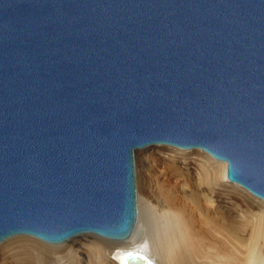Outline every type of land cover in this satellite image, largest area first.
<instances>
[{
    "label": "water",
    "instance_id": "95a60500",
    "mask_svg": "<svg viewBox=\"0 0 264 264\" xmlns=\"http://www.w3.org/2000/svg\"><path fill=\"white\" fill-rule=\"evenodd\" d=\"M156 144L264 200V0H0V243L127 239Z\"/></svg>",
    "mask_w": 264,
    "mask_h": 264
},
{
    "label": "rangeland",
    "instance_id": "374dc122",
    "mask_svg": "<svg viewBox=\"0 0 264 264\" xmlns=\"http://www.w3.org/2000/svg\"><path fill=\"white\" fill-rule=\"evenodd\" d=\"M193 152L165 146L136 151V192L137 196L138 191L142 192L144 214L146 216L147 211L149 213L148 206L154 208L151 209L153 215L157 209L165 208L170 194L179 206L183 205L191 225L197 229V246L202 248L200 253L197 254L196 248L192 246H187L183 252L190 264H210L217 254L244 260L246 254L243 246L251 238L254 222L264 209L251 202L252 195L243 197L224 182L216 188V196L213 193L215 183L204 168L209 163ZM209 198H212L213 205L208 203ZM95 240L99 239L88 235L78 238V243L92 245ZM4 245L0 246V264H36L40 259L38 250L29 245ZM110 254H107L108 258H111ZM77 257L82 259L80 255ZM164 263L170 264V261L164 258ZM47 264H55V261L48 260Z\"/></svg>",
    "mask_w": 264,
    "mask_h": 264
},
{
    "label": "bare ground",
    "instance_id": "6f19581e",
    "mask_svg": "<svg viewBox=\"0 0 264 264\" xmlns=\"http://www.w3.org/2000/svg\"><path fill=\"white\" fill-rule=\"evenodd\" d=\"M153 146H165L181 150H193V153H195L196 156L204 160L206 163H209V166L204 168H206V174L209 175L213 183H215V189L213 190V193L216 196V188L220 187L222 182H224L230 189L239 193L243 197L247 198L248 195H252L253 200L251 202L257 203L258 207L264 209L263 199L254 196L240 185L227 180L225 162L213 158L205 151L198 148L183 149L163 144H156ZM153 146L135 149L134 162L136 151H144ZM135 176L137 187L136 168ZM244 192L247 193V196ZM169 195L170 194H168V202L165 208L157 209L156 214L153 215L151 209L154 208L148 206L150 211L149 213L147 211V215L145 216V208L142 205L143 195L142 192L140 193L138 191V214L136 224L131 235L125 240H111L96 234L89 233L72 237L62 243L53 244L47 243L29 235H16L1 242L0 246L8 243V241L9 243L6 246L9 247L17 244H22L25 246L29 245L36 249V251L38 250L37 253H39L38 256L40 259L38 258L39 260L36 261V264H47L48 260L55 261V264H125L124 257L128 252L131 251L143 255L150 261L151 264H165L164 258L167 261L169 260L170 264H190L189 260L185 258L183 252L186 250L187 246H192L196 248L197 254L200 253L202 248L197 246L196 238L198 233L195 231L197 229L191 225L190 219L187 216V212L182 207L183 205L179 206V203L177 204L171 199V196ZM207 201L212 205L214 203L212 198L207 199ZM254 224L255 228L252 230L251 238H249L243 246V252L246 254L244 260H241L239 257H229L228 255L224 254H217V258L210 264H263L264 211L259 212ZM88 235L94 236L99 240H95L97 243L94 242L92 245L78 243V238L86 237ZM108 253H111V258L107 257ZM77 255L82 256V259L79 260Z\"/></svg>",
    "mask_w": 264,
    "mask_h": 264
}]
</instances>
